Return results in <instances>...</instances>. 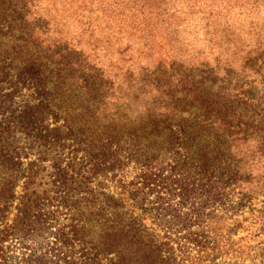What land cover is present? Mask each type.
Returning <instances> with one entry per match:
<instances>
[{
	"label": "trees",
	"instance_id": "obj_1",
	"mask_svg": "<svg viewBox=\"0 0 264 264\" xmlns=\"http://www.w3.org/2000/svg\"><path fill=\"white\" fill-rule=\"evenodd\" d=\"M34 1L0 0V264H19L10 254L12 241L25 251L20 252L21 264H96L102 257L107 264H168L171 247L145 238L140 225L124 221L113 195L90 185L96 179L113 180L132 198L152 194L159 209L174 211L178 229L186 230L191 245L213 253L208 264H216V245L222 239L204 232L193 237L189 229L217 207L232 211L235 227L243 225L238 212L248 207V215H242L245 229L264 243V204L251 208L264 185V38L245 34L236 42L227 32L213 42L216 49L234 47L238 65L234 59L221 61L220 54L211 65L158 64L148 84L145 115L123 122L100 115L106 98L126 100L118 95V86L102 85L101 74L86 68L89 65L69 61V51L43 50L35 44L32 31L41 28L27 32L24 26L27 6ZM165 1L157 9L175 14ZM233 1L216 5L204 0L192 15L200 14L207 25L215 9H240L238 0ZM247 6L257 13L264 9L262 0H250ZM12 26L20 34L16 39L4 32H14ZM220 63L223 74L217 77ZM147 127L165 131L166 174L136 133ZM15 133L23 135L27 151L13 144ZM55 144L68 146L74 159L65 166L58 158L53 162L50 182H56L58 190H37L42 170L38 162L45 157L28 160L25 166L22 159L37 146ZM129 171L135 172L134 181L126 179ZM176 197L178 208L169 209ZM97 205L109 214L96 210ZM12 209L13 222L8 223ZM42 233L53 239L38 252L27 239ZM231 234L228 231L223 240ZM259 264H264V255Z\"/></svg>",
	"mask_w": 264,
	"mask_h": 264
},
{
	"label": "rangeland",
	"instance_id": "obj_2",
	"mask_svg": "<svg viewBox=\"0 0 264 264\" xmlns=\"http://www.w3.org/2000/svg\"><path fill=\"white\" fill-rule=\"evenodd\" d=\"M203 1L166 0V6L176 10L175 14L170 15L157 9L161 0H35L27 6L28 17L24 26L27 32L34 26L41 28L32 31L37 37L35 44L41 49L67 50L69 61L76 60L77 64L85 67L89 65L90 67L86 68L101 74L102 85L109 82L113 83L114 87H119L121 93L118 95L126 100L106 98L101 106V116L134 122L146 113L143 106L149 104L147 91L151 87L148 84L152 82V72L158 64L164 68H169L172 63L182 66L194 63L211 65L217 60L216 55L220 54L221 61L234 59L233 64L238 65V55L234 47L222 45L216 49L213 42L223 40L227 32L231 33L236 42L245 34H249L251 39L257 34L264 38V9H261L260 13L250 9L247 6L250 0H238L240 9L227 12L215 9L214 17L207 25L200 14L192 15V10L198 8ZM206 1L219 5L223 0ZM262 4L264 7V0ZM144 7L146 9L143 11ZM11 29L14 32L6 28L4 32L9 31L16 39L15 36L20 34L15 31L14 26ZM7 39L9 40V36L3 39V43L8 41ZM222 68V63L215 68L217 77L223 74ZM97 85L94 82V86ZM24 98L25 96L16 99L20 101ZM48 121L53 125L52 120ZM147 128L136 129V133L147 154L161 163L163 174H166L168 159L163 154L168 147V141L165 139V131H150V128ZM14 138L16 141L13 144L20 151H27L28 143L23 135L15 133ZM29 152L28 156L22 159L24 166L28 160H35L42 155L45 157V160L38 162L42 170L36 179V182H39L37 190H58L56 182H50L53 180L50 175L53 172L52 164L56 158L63 166L72 162L74 154L69 147L61 148L57 144L47 148L37 146ZM134 177L135 172L129 171L126 179L134 181ZM96 184L117 200L116 212L124 221L140 225L142 232L145 231V238L149 235L163 246L171 247L168 264L209 263L213 253L208 250L199 252L191 245L187 241L186 230L178 229L179 223L174 211L159 209L152 194L145 199H142V195L132 198L122 193L113 180L102 182L96 179L90 185L94 187ZM20 191L21 188L17 187L16 192ZM259 191L261 193L252 200L251 208L258 209L264 204V185ZM50 194L55 195L53 192ZM176 202L177 197L170 201L169 209L178 208ZM99 207L102 208L101 205L94 208L98 210ZM98 211L107 212L104 209ZM248 212V207L238 212L243 225L235 227L232 211L228 210V207H217L208 212L198 226L193 224L189 231L193 237L196 232H204L210 237L219 236L222 239L216 245L218 251L213 259L216 264H259L264 255V243L259 236L251 234L252 229L251 232L245 229L247 221L242 220V215H248ZM14 213L15 210L12 209L7 218L8 223L13 222ZM228 231L232 233L231 237L223 240ZM18 237V240H21V236ZM52 239L47 233H42L32 240L27 239V244L29 247L39 248L38 252H43V243ZM11 244L14 246L10 253L14 256L13 260L18 257L13 262L19 261L21 264L20 252H25L24 249L16 242L12 241ZM107 263V257H102L96 264Z\"/></svg>",
	"mask_w": 264,
	"mask_h": 264
}]
</instances>
